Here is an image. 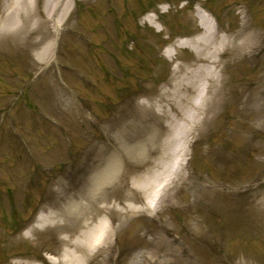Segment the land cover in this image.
<instances>
[{"label":"rangeland","instance_id":"374dc122","mask_svg":"<svg viewBox=\"0 0 264 264\" xmlns=\"http://www.w3.org/2000/svg\"><path fill=\"white\" fill-rule=\"evenodd\" d=\"M12 1L0 0V24L14 18ZM64 1L59 32L44 22L46 0H33L46 30L0 32V264L60 259L68 235L59 224L33 237L27 228L44 206L89 187L119 144L145 145L151 134L152 165L130 158L106 189L135 211L119 228L109 214L110 247L86 264H264V110L255 104L264 96V0ZM206 23L257 46L224 58L231 99L190 138L179 167L174 137L186 123L166 122L148 102L196 57L177 45ZM169 174L159 201L136 191Z\"/></svg>","mask_w":264,"mask_h":264},{"label":"bare ground","instance_id":"6f19581e","mask_svg":"<svg viewBox=\"0 0 264 264\" xmlns=\"http://www.w3.org/2000/svg\"><path fill=\"white\" fill-rule=\"evenodd\" d=\"M10 8L14 18L2 21L0 32L11 30L30 32L36 29L41 31L46 30L43 25L45 23L52 24L56 32H59L60 23L68 14L70 3L64 0H46L45 23L37 18V8L33 0H13ZM34 18L37 20L34 21ZM204 29L205 32L201 34L195 29L189 35L182 36L191 40L178 43L177 48L188 47L195 52L196 57L191 62L179 64L175 68L173 82L167 84L155 98L149 101L153 103L148 102L150 106L158 107L163 112L166 122L181 120L186 123L180 133L174 137L182 143L176 153L179 167L186 158V147L190 138L195 136L196 131L202 130L206 123H213L231 99L230 91L226 89L227 80L224 72L227 63L223 61L224 58L228 53L231 58L246 57L251 55L257 46V42L254 43L250 35L241 31L223 37L220 35L222 31L220 27H212L206 23ZM49 54L50 48L40 54V61L46 60ZM169 58L174 60L175 54L170 53ZM261 90L264 91V87ZM250 97L248 94L237 100L236 104L240 110L250 107ZM255 104H258L260 110H264V96L260 98L258 95ZM186 108L190 109L188 115L183 114ZM144 143L145 145L119 144L117 148L119 152L107 157L102 165V171L94 180L91 179L89 187L86 186L75 197L64 196L61 202L46 205L41 209L36 224L27 228V236L33 237L36 233H42L44 228L54 224L55 226L59 224L68 235L62 241L65 249L61 253V258L56 260L50 257L53 264H86L97 250L110 247V239L116 228L122 226L135 208L118 200L112 201L106 195V189L120 177L123 164L130 158L138 155L142 158L141 164L152 165L150 156L157 150V147L154 148V143H157L156 136L151 134ZM156 181L158 182L153 183L144 179L136 185V191L144 194L152 202H157L162 192L172 182V177L169 174L164 178L159 177ZM111 213L118 215L119 225L116 228L107 225L106 219ZM52 253L60 254V246L54 247ZM16 264L38 263L19 261Z\"/></svg>","mask_w":264,"mask_h":264}]
</instances>
